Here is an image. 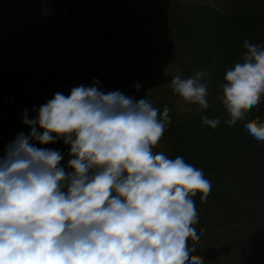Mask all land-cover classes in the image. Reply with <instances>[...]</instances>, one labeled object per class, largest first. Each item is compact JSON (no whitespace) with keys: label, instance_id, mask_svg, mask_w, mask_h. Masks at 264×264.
I'll use <instances>...</instances> for the list:
<instances>
[{"label":"rangeland","instance_id":"obj_1","mask_svg":"<svg viewBox=\"0 0 264 264\" xmlns=\"http://www.w3.org/2000/svg\"><path fill=\"white\" fill-rule=\"evenodd\" d=\"M245 40L264 44V0H0V156L19 132L30 133L25 109L33 119V109L55 93L67 96L94 80L105 93L147 98L160 113L167 106L171 123L154 154L182 156L211 182L205 202L200 193L193 197L194 227L204 231L192 255L230 245L204 264H264V142L244 128L257 117L264 122V97L229 127L219 87L241 60ZM205 70L209 108L201 112L173 94L170 81ZM204 114L220 125H204ZM34 143L60 151L67 168L63 140Z\"/></svg>","mask_w":264,"mask_h":264},{"label":"clouds","instance_id":"obj_2","mask_svg":"<svg viewBox=\"0 0 264 264\" xmlns=\"http://www.w3.org/2000/svg\"><path fill=\"white\" fill-rule=\"evenodd\" d=\"M243 46L219 85L229 127L264 97V44ZM210 76L176 75L171 91L203 112ZM33 111L35 118L25 109L22 119L30 133L19 132L0 156V264H204L192 255L204 231L194 227L193 197L205 202L211 182L182 156L154 154L171 123L167 106L160 113L147 98L105 93L94 80ZM201 120L213 130L221 123ZM244 128L264 142L259 117ZM59 140L70 146L67 168L60 151L34 143Z\"/></svg>","mask_w":264,"mask_h":264},{"label":"water","instance_id":"obj_3","mask_svg":"<svg viewBox=\"0 0 264 264\" xmlns=\"http://www.w3.org/2000/svg\"><path fill=\"white\" fill-rule=\"evenodd\" d=\"M225 249H228L229 247L228 246H225L224 247ZM217 249L216 248H208L204 251L203 255L207 258H212V259H216L217 256H218V253H217Z\"/></svg>","mask_w":264,"mask_h":264},{"label":"trees","instance_id":"obj_4","mask_svg":"<svg viewBox=\"0 0 264 264\" xmlns=\"http://www.w3.org/2000/svg\"><path fill=\"white\" fill-rule=\"evenodd\" d=\"M254 141H252L251 140V142L249 141L247 144H249V145H252V146H254V143H253ZM244 145V144H243ZM215 147H216V150L219 152V153H221L222 155H226L227 156V154H226V151H225V149L223 148V146L221 147V145L219 146V145H216L215 144ZM226 147H229V145H226ZM223 148V149H222ZM226 150H228V149H226Z\"/></svg>","mask_w":264,"mask_h":264}]
</instances>
